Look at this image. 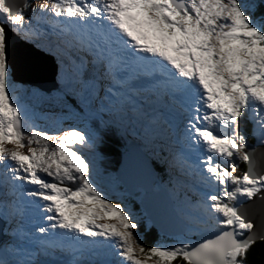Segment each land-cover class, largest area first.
Here are the masks:
<instances>
[{
    "label": "snow or ice",
    "instance_id": "obj_1",
    "mask_svg": "<svg viewBox=\"0 0 264 264\" xmlns=\"http://www.w3.org/2000/svg\"><path fill=\"white\" fill-rule=\"evenodd\" d=\"M35 49L59 64L46 98H75L86 128L49 134L21 111L18 92L45 95L16 80ZM161 122L179 148L156 155L184 191L160 207L180 217L173 242L146 247L100 149L109 129L147 143ZM248 122L264 147V0H0V264H251L264 167Z\"/></svg>",
    "mask_w": 264,
    "mask_h": 264
},
{
    "label": "water",
    "instance_id": "obj_2",
    "mask_svg": "<svg viewBox=\"0 0 264 264\" xmlns=\"http://www.w3.org/2000/svg\"><path fill=\"white\" fill-rule=\"evenodd\" d=\"M11 51H13V49ZM37 58L45 59L43 56L40 57L33 51L32 56L26 63H21L18 59L16 60V80L24 85L35 86L50 93L51 90L56 88V86L53 85L55 66L47 60V66H39L41 69L38 71L41 72V76H39V78L35 77L37 64H39V59ZM27 74L29 77H27ZM51 83L52 85H50ZM262 150L264 151V149ZM109 165L115 169L116 180L120 182V186L116 185L113 187L114 191L119 193L120 190H122L124 195L126 194V201L133 205L134 212L140 214V216L143 215L158 232L167 236H176L180 219L175 214H168L160 210L162 205L172 203V201L163 189L157 192L152 190L153 180L149 172L146 170L144 171L140 165L137 167L135 161L128 159L125 155L122 156L120 164L109 161ZM262 167H264V165H262ZM134 175H136V178H133ZM136 184H142L151 192V202H147L144 205L141 204L139 198L140 193L136 190ZM129 193H131V195H129ZM128 195L134 196L135 199L133 197H128ZM255 219L259 225L261 221H259L257 217H255Z\"/></svg>",
    "mask_w": 264,
    "mask_h": 264
},
{
    "label": "rangeland",
    "instance_id": "obj_3",
    "mask_svg": "<svg viewBox=\"0 0 264 264\" xmlns=\"http://www.w3.org/2000/svg\"><path fill=\"white\" fill-rule=\"evenodd\" d=\"M32 2L34 4H39V3L44 2V0H32ZM13 43L14 42H10V53L12 52L11 50L13 49ZM37 50L40 51L39 49H35L34 51L40 57L43 55V54L41 55V53H44L46 55H51L50 53L43 52V51H40V53H38ZM52 55L54 56V54H52ZM53 56H52L53 62L56 65V75H55L54 80L60 87V83L58 81L59 64H58L57 57L54 56L55 57L54 58ZM37 59H39V61L36 60L39 62V64H37V71H36L35 77L39 78V76H41V72L38 71L39 69H41V67H39V66L40 65L47 66L48 64H47V59H43V58H37ZM27 77H29L28 74H27ZM47 82H49V81H47ZM22 85L25 87H28V88H37L40 90V92L45 94L44 96L33 97V96H31L30 93H25L23 91L18 92V95L20 96L19 103L22 104L21 111L23 112L25 107L27 108L28 116L31 120V123L34 124L37 128L46 129L49 131V134H53L52 130L58 129V128L62 129L63 126H66V128H68L69 126H71L73 124L75 125L73 127H76V128H86L88 126L89 122L80 114V110L77 107V103H76L75 98L70 97L68 99V104H70L73 109H76L75 112H69V110L67 108H62L59 103H54L52 100L46 98V97L50 96L54 91H56L59 87L54 89V90H51L49 93V92L41 90L40 88L35 87V86L24 85V84H22ZM50 85H52V83ZM53 85H54V83H53ZM45 86H46V83H45ZM22 107H24V109ZM48 108H51L52 110L55 111L56 114H58L62 117L61 118V117L57 116V118L60 120L59 122L56 121L54 124L52 123V118L55 120L56 117L54 114H50L52 116V118H49L48 113L45 111V109H48ZM42 114H44L45 116H43ZM248 123L252 126L250 136H255V139H256L255 140V142H256L255 146H257V148H256V162H257V169L259 170L262 167V165H264V151L262 150V149H264V147H262L258 144V137L260 136V133L254 128V125L251 122H248ZM243 126H245V124L242 123V129H243ZM130 138H131V140H133L130 142L131 146H134L133 144H131L133 142L139 145V142L136 140V138H134V137H130ZM170 146H171V144H170ZM171 148L174 149V146H172ZM258 149H260V150H258ZM101 152H102V150H101ZM115 153H116L115 156L116 155L118 156L119 152L117 151ZM148 153H149V151H148ZM109 157H111V155H109ZM237 163H238V173L237 174H242L245 171L244 167H242V165L244 163L239 162V161H237ZM102 168H103V166H102ZM103 170H104V173L110 174L111 171L113 170V167L109 166L107 163H105V168ZM112 177H115V179H113ZM116 181H117L116 176H113V175L104 176V177H102V186L104 187L105 191H110L111 193H113L112 198L115 202H118L121 198H124V203L129 204V203H127L126 198H125L126 194L124 195L122 190H120L119 193L114 191L113 187H115L117 185ZM118 186H120V185H118ZM128 197H133L135 199L134 196L128 195ZM131 206L133 209L132 204H131ZM255 217H257L259 219V221H261V215L258 211L255 212ZM101 222H103V221H101ZM148 224H149V221L145 222L144 220H140V230L139 231H143L144 233H146L147 231L152 229V228L148 227ZM173 239L174 238H166L160 244H164V245L171 244L173 242ZM160 241L161 240L159 239V242ZM143 243L146 247H148V246H152L156 242H152V244L147 245V243H145L144 236H143ZM257 244L259 246H261L259 243H257ZM258 262H259V260H258Z\"/></svg>",
    "mask_w": 264,
    "mask_h": 264
},
{
    "label": "trees",
    "instance_id": "obj_4",
    "mask_svg": "<svg viewBox=\"0 0 264 264\" xmlns=\"http://www.w3.org/2000/svg\"><path fill=\"white\" fill-rule=\"evenodd\" d=\"M107 135H105V141H104L102 151L104 154H107V156L111 155V158H115L114 156L116 154L115 152H116L117 142L114 140V137L111 136V134L107 133ZM252 143H253V140L250 139V144ZM153 162H154L153 166L158 174L160 181L163 183V185L166 188L169 189V191L171 190L173 201L174 202L176 201L177 195H179L182 198L183 193H180L177 190L174 191L173 185L170 184V179L168 178L166 174L163 173V170L159 168L158 166L159 163L157 162V160ZM242 167H244V170H246L247 164L244 163ZM139 232L142 234V236H144V240H145V243H147V245L152 244V242H154V240L159 237L157 232L153 228L147 231L146 233H144L143 231H139ZM249 256H250L251 264H258V263L264 264V249H262L261 246H259L258 244L251 250ZM174 264H183V262H174Z\"/></svg>",
    "mask_w": 264,
    "mask_h": 264
},
{
    "label": "bare ground",
    "instance_id": "obj_5",
    "mask_svg": "<svg viewBox=\"0 0 264 264\" xmlns=\"http://www.w3.org/2000/svg\"><path fill=\"white\" fill-rule=\"evenodd\" d=\"M20 105L22 106V104L20 103ZM24 105V104H23ZM25 106V105H24ZM23 109H24V107H22ZM45 111L48 113V115H49V118H52V116L50 115V114H54L55 115V117H56V119L54 120L53 118H52V123L54 124L56 121L57 122H59L60 120L57 118V115L54 113V111L51 109V108H48V109H45ZM63 126V125H62ZM73 126H75L74 124L73 125H71V126H69V127H73ZM66 128V126H63V128L61 129V130H63V129H65ZM171 147H172V145H171ZM178 147V146H177ZM176 149V147H174V150ZM133 178H136V175H134L133 176ZM131 179V178H130ZM133 182V181H132ZM181 191H183V190H181ZM100 223H103V222H101V221H99Z\"/></svg>",
    "mask_w": 264,
    "mask_h": 264
}]
</instances>
